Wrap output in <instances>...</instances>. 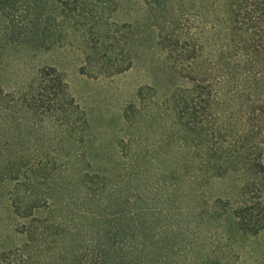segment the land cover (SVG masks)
Instances as JSON below:
<instances>
[{
    "label": "trees",
    "instance_id": "obj_1",
    "mask_svg": "<svg viewBox=\"0 0 264 264\" xmlns=\"http://www.w3.org/2000/svg\"><path fill=\"white\" fill-rule=\"evenodd\" d=\"M157 1L144 0V4L153 9ZM218 1L222 17L201 25L197 31L201 40L172 26L168 29L170 19L166 29L158 28V42L172 58L170 64L189 66L190 84L172 88L173 124L201 133L191 144L186 138L178 140L167 172L169 181L152 179L158 153L140 169L144 154L132 150L130 169L122 174L85 170L90 158L78 146L61 161L58 190L62 200L48 201L52 213L48 219L54 221L57 215L55 223L62 225L65 234L79 236L85 242L81 246H88L76 255L74 264H164L169 256L180 258L179 264H234L215 255L220 238L229 237L223 234L222 215L229 214L245 234L257 232L264 223V183L255 181L264 171V0ZM46 3L71 10L77 22L87 17L96 20L101 9H109L115 0H0V66L8 45L43 39L44 25L52 18L43 13ZM27 87L20 99L45 107L52 119L67 128L76 120L80 127L85 120L82 110L72 120L65 108L58 113L72 98L53 65L37 66ZM1 88L0 79V96L5 94ZM147 88L151 87L139 86L137 94ZM222 157L234 158L245 174L240 199L206 192L212 186L210 179L222 174L213 162ZM13 207L18 213L28 204L18 200ZM19 225L26 232L33 230L23 221ZM205 238L214 241L209 249ZM173 240L179 245L172 247Z\"/></svg>",
    "mask_w": 264,
    "mask_h": 264
},
{
    "label": "rangeland",
    "instance_id": "obj_2",
    "mask_svg": "<svg viewBox=\"0 0 264 264\" xmlns=\"http://www.w3.org/2000/svg\"><path fill=\"white\" fill-rule=\"evenodd\" d=\"M155 5L152 9L144 0H115L109 9H101L96 20L87 17L75 22L78 18L71 10L46 3L43 13L52 18L44 25L43 39L14 43L2 51L0 79L1 93L5 94L0 96V264H74L76 255L88 247L81 246L85 242L79 236L65 234L62 225L55 223L57 215L54 221L48 219L52 216L48 201L62 200L58 190L60 163L75 147L84 148L90 158L85 170L113 174L129 171L128 156L134 149L144 154L140 169L158 153L152 179L166 183L178 140L186 138L191 144L201 137L198 131L189 132L173 124L172 88L190 84L189 66L171 65L172 58L167 57L157 34L159 27L167 28L170 19L168 29L172 26L201 40L203 36L197 31L210 18H221L222 7L218 0H160ZM210 9H214L213 15ZM45 64L61 72L72 98L58 113L63 114L65 108L72 120L82 110L85 120L80 127L76 120L67 128L69 125L52 119L45 107L20 99L35 68ZM143 84L151 88L138 95L137 89ZM213 162L222 174L210 179L212 186L206 192L240 199L239 186L245 174L234 158H216ZM159 171H164L163 176ZM255 179L264 183V171ZM18 200L26 202L28 208L15 213L13 204ZM225 215L222 230L229 237L220 238L216 257L234 264H264V223L257 232L245 234L229 214ZM22 221L33 230L26 232L19 225ZM205 239L209 249L214 241ZM169 244L179 245L174 240ZM163 263L182 262L169 256Z\"/></svg>",
    "mask_w": 264,
    "mask_h": 264
}]
</instances>
